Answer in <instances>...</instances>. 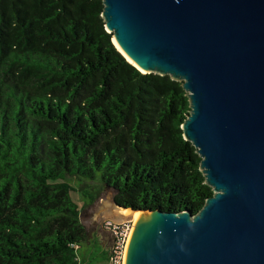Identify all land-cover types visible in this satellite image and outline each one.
I'll use <instances>...</instances> for the list:
<instances>
[{
  "label": "trees",
  "instance_id": "trees-1",
  "mask_svg": "<svg viewBox=\"0 0 264 264\" xmlns=\"http://www.w3.org/2000/svg\"><path fill=\"white\" fill-rule=\"evenodd\" d=\"M103 9L0 0V264H122V245L80 254L88 232L69 178L99 179L136 210L196 214L213 195L183 135L182 82L133 65Z\"/></svg>",
  "mask_w": 264,
  "mask_h": 264
},
{
  "label": "water",
  "instance_id": "water-1",
  "mask_svg": "<svg viewBox=\"0 0 264 264\" xmlns=\"http://www.w3.org/2000/svg\"><path fill=\"white\" fill-rule=\"evenodd\" d=\"M121 53L182 82L184 138L213 195L196 214L119 206L103 186L82 216L134 220L124 264H264V0H103Z\"/></svg>",
  "mask_w": 264,
  "mask_h": 264
},
{
  "label": "rangeland",
  "instance_id": "rangeland-1",
  "mask_svg": "<svg viewBox=\"0 0 264 264\" xmlns=\"http://www.w3.org/2000/svg\"><path fill=\"white\" fill-rule=\"evenodd\" d=\"M71 183L76 186L77 188L71 191L72 199L80 206L81 209V219L83 221V224L86 226L87 232H88V238L85 243L82 244V247L79 248V252L84 256H89V254L92 252V250H108L111 247L116 245H122L123 253L120 258V263L124 264L125 259V252H126V246L128 243V239L130 237L131 231L134 228V220L128 221L125 223L116 224L113 220H107L103 227L106 230V234H101V228L97 221L92 222L89 226L86 225V222L83 219V212L87 207H89L93 201L97 198V196L100 194L103 184L99 179L96 180H90V179H84V181H78L73 178H69ZM79 183L81 184L82 189L79 188ZM86 194V195H85ZM114 225H123L120 229L114 227ZM119 235L125 236L124 240H120V243H118L119 239H117V232ZM122 231V233H121ZM118 247L117 249H119ZM97 255V253H96Z\"/></svg>",
  "mask_w": 264,
  "mask_h": 264
},
{
  "label": "bare ground",
  "instance_id": "bare-ground-1",
  "mask_svg": "<svg viewBox=\"0 0 264 264\" xmlns=\"http://www.w3.org/2000/svg\"><path fill=\"white\" fill-rule=\"evenodd\" d=\"M138 217H139V212L134 213V215H133V220H137ZM131 232H132V231H131ZM130 236H131V234H130ZM129 239H130V237H129ZM129 239H128V242H129ZM127 246H128V243H127ZM127 246H126V250H127ZM124 255H126V252H125ZM124 260H125V259H124Z\"/></svg>",
  "mask_w": 264,
  "mask_h": 264
},
{
  "label": "built area",
  "instance_id": "built-area-1",
  "mask_svg": "<svg viewBox=\"0 0 264 264\" xmlns=\"http://www.w3.org/2000/svg\"><path fill=\"white\" fill-rule=\"evenodd\" d=\"M115 227V226H114Z\"/></svg>",
  "mask_w": 264,
  "mask_h": 264
}]
</instances>
